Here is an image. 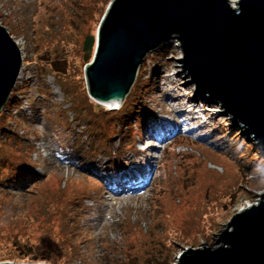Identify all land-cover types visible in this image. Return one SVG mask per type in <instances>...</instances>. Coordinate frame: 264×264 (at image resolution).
Masks as SVG:
<instances>
[{"label":"rangeland","instance_id":"374dc122","mask_svg":"<svg viewBox=\"0 0 264 264\" xmlns=\"http://www.w3.org/2000/svg\"><path fill=\"white\" fill-rule=\"evenodd\" d=\"M112 1L0 0V23L24 58L16 102L0 118V125L5 123L0 128L5 169L0 180V263L174 264L190 247L217 246L216 237L233 213L258 202L251 190L264 192L263 152L242 126L232 123L220 102L192 96L193 84L175 61L180 56L175 42L145 58L121 111L109 113L106 122L98 120L100 107L89 117L91 109L82 99L88 94L84 68L94 52L85 61L83 49L87 36L97 35ZM38 57L60 60L66 74L49 67L46 75L38 74ZM74 96L83 105L73 107ZM128 105L135 111L123 123ZM154 114L163 115L166 125L149 123ZM113 128V136L107 131V139H100L99 132ZM174 130L183 138L161 163ZM11 133L33 151L31 162L21 161L17 169L10 157L18 159L25 150L20 154L8 146ZM190 135L192 140L186 138ZM91 138L101 142L80 157L77 150H87ZM62 142L75 149L79 164L98 169L101 178L95 175L102 182L62 163L57 154ZM113 159L121 164L107 171V161ZM122 164L131 171L138 168L126 180L144 178L141 188L131 189L123 178L109 179L108 173ZM150 174L161 179L149 181ZM23 244L35 254L25 252Z\"/></svg>","mask_w":264,"mask_h":264},{"label":"water","instance_id":"95a60500","mask_svg":"<svg viewBox=\"0 0 264 264\" xmlns=\"http://www.w3.org/2000/svg\"><path fill=\"white\" fill-rule=\"evenodd\" d=\"M113 0L97 35L87 36L84 68L90 98L118 109L145 58L175 42V58L194 96L220 102L232 123L264 154V0ZM24 64L0 23V115ZM251 190V189H250ZM233 213L215 247L188 248L174 264H264V192ZM0 264H49L1 262Z\"/></svg>","mask_w":264,"mask_h":264},{"label":"trees","instance_id":"16d2710c","mask_svg":"<svg viewBox=\"0 0 264 264\" xmlns=\"http://www.w3.org/2000/svg\"><path fill=\"white\" fill-rule=\"evenodd\" d=\"M168 43H172V42H167V43H165L163 46H165V45H167ZM163 46L159 49V50H161V49H163ZM158 50V51H159ZM158 51L157 52H154V53H152L151 54V56H155V54L156 53H158ZM39 58V57H38ZM148 59V58H147ZM38 60V59H37ZM38 63H40V64H38V74H41V75H46L45 73H46V69L49 67V68H51V70L52 71H55V72H58V73H60V74H66V72H65V67H63V63L60 61V60H57V59H51V60H47L46 58H39V60H38ZM145 63H146V60H145ZM137 85V84H136ZM16 88V87H15ZM14 91H15V89H14ZM14 91H13V93H12V95H11V97L9 98V101L7 102V104H6V106H5V108H7V105H9V104H14V102H16V99H15V97H14ZM132 92L133 91H131L130 92V94L128 95V96H131V94H132ZM79 99L80 98H77V96H74V99L72 98V104L74 105L73 107H76V104H78L79 102ZM83 101H84V103L87 105V103H88V105H87V108H89V109H91V114H90V116L89 117H91V118H93V116H95V115H97V108H99L100 107V110H102L103 112V114L101 113H99V115H97V117H98V120H102L103 121V119H104V121L103 122H106V117L107 116H109L110 114L109 113H114V112H116V111H118V110H122V108L125 106V103L127 102L126 100L124 101V104H122V106L120 107V108H118V109H114V111L113 112H108L109 110L107 109V108H105L104 106L102 107L101 105H99V103H97L96 101H94V100H92L89 96H88V94H84V96H83ZM85 99V100H84ZM137 101H139L138 102V104H140L141 103V101L140 100H137ZM79 104H81V105H83L82 103H79ZM130 104V103H129ZM135 105H137V104H135ZM128 107H129V109H128V111H127V114H125V116H124V122L123 123H125L126 122V120L128 119V118H126L127 116H130V119H131V115L133 114V112L135 111L134 110V108H133V106H129L128 105ZM137 107H138V105H137ZM136 109V108H135ZM72 110V109H71ZM125 110V109H124ZM122 111V112H124L125 113V111ZM110 111H112V109L110 110ZM76 112V109L74 108V113ZM83 112H84V110H83ZM121 113V112H120ZM120 113L118 114V115H120ZM93 115V116H92ZM122 115V114H121ZM155 115V116H154ZM154 115H152L151 117H153V118H150L149 116H148V118H149V123H152L153 125H157V126H161V125H166V123H167V121H166V118H164V116L163 115H160V114H154ZM4 113L2 112V114L0 115V118H4ZM60 116H64L63 114H60ZM77 117H76V119L77 120H80L81 121V118L78 116V115H76ZM89 117H87V119L86 120H90L89 119ZM63 118H65V117H63ZM75 119H73V120H71V121H74ZM86 120H84V121H86ZM144 120V119H143ZM0 122H1V120H0ZM87 123H88V121H86ZM102 122V123H103ZM168 126H170V124L168 123L167 124ZM4 126H5V123H4V121L2 122V124L0 125V128H2V130H4ZM108 129V128H107ZM97 130V129H96ZM107 131L109 132L108 133V135H110V136H113L115 133H114V131H115V128H113L112 130H106V133L104 134V135H102L101 133L102 132H99L100 133V135H99V133H97L99 136H100V139L101 138H104L105 140L107 139ZM14 135V134H13ZM12 135V133H11V135H10V139H9V143H8V146L9 147H12L13 149H15V150H17L19 153L21 152V149H24L25 150V153L24 154H21V156H17L18 157V159H13V158H11L10 157V164L12 163V164H14L15 166H14V169H17V168H20V167H22V164H21V161H29V162H31V153L33 152L32 151V149L31 148H28L27 146H24L23 145V142L21 141L22 140V138L21 139H19V138H17L16 136H13ZM192 135H190V136H186V138L187 139H191L192 140V137H191ZM180 137H182L183 138V136H182V134H181V132H179V131H176V130H174L173 131V136H171V139H173L172 141H170L168 144H166L165 145V147H164V150H163V155H162V157H163V159L161 158V163L163 162V161H165L167 158H168V156H169V150H170V148L173 146V145H175L176 143H178L177 141H178V139L180 138ZM103 141V140H102ZM2 142V141H1ZM101 141H99V140H97V141H95L94 142V140H93V138H91L90 140H87V150H84L83 148H82V152H80L79 150H77L78 151V154H79V156L80 157H83V156H86L87 154H88V152L92 149V144H95V143H100ZM60 143V142H59ZM89 144H90V146H89ZM21 147V148H20ZM23 147V148H22ZM72 147H73V144H72ZM129 147V146H128ZM18 148V149H17ZM108 148H109V144H108ZM188 149H189V146L187 147ZM105 149V148H104ZM95 152V151H94ZM169 152V153H168ZM4 153V151H3V148H2V146H0V161H1V154H3ZM75 153H76V151H75V149H73V148H70V146H68V145H66L64 142H62L61 144H59L58 145V148H57V154H58V156H59V158H60V160L62 161V163H65V164H70V165H75V167H78V168H81V170H82V173H87V176L89 175V178H92L95 182H97L98 180H100V176L99 175H101V173L99 172V170L98 169H96V168H93V169H96L97 171H98V176L100 177H97L95 174H92L90 171H87L86 170V166L87 165H89L87 162V164H84V166L82 165V164H79V158L80 157H74V155H75ZM19 154V155H20ZM23 157H24V159H23ZM161 163H159V165L157 164V168H158V170L160 169V167H161ZM107 164H108V166L109 165H111V166H114L115 168L116 167H119V165L121 164V163H119L117 160H115V159H113L112 161H107ZM122 166H124L122 169H119V170H114V171H112V172H115L117 175L116 176H114V175H110L109 176V179L110 180H113L114 178H118L119 179V175H118V172L117 171H120V173L122 174L126 169H127V166L125 165V164H122ZM129 167V166H128ZM97 171H95V173H97ZM2 177H5V169H4V167H3V165H2V163L0 162V180H2ZM114 177V178H113ZM46 178H47V176H46ZM63 178V177H62ZM61 178V179H62ZM104 177H102V179H103ZM60 179V180H61ZM161 179V177H160V175L159 174H157V175H155V177H154V180H153V182L155 183L156 182V180L157 181H159ZM103 181H105L106 182V180L104 179ZM99 182V181H98ZM100 182H102L101 180H100ZM99 182V183H100ZM57 184H59V182H57ZM66 188V187H65ZM54 189V188H53ZM57 189H61L60 188V186L58 185L57 186ZM62 191H66V189H62ZM59 195L61 194H65V193H60V192H57ZM66 196V195H65ZM88 214H89V212H87V216H88ZM117 226H118V224H117ZM17 242H19L18 240H16ZM16 241H14V242H16ZM19 243H21V242H19ZM27 244V243H26ZM23 246V248L24 249H26V246L27 245H22ZM18 247H21V244H18ZM27 248H28V250H25V252H29L30 254H35V251H33L32 252V246H27ZM42 261H46V262H49V263H51V264H56V263H54V262H52V260H47V259H41ZM153 261H151V263H152ZM131 264H135V262H131Z\"/></svg>","mask_w":264,"mask_h":264},{"label":"bare ground","instance_id":"6f19581e","mask_svg":"<svg viewBox=\"0 0 264 264\" xmlns=\"http://www.w3.org/2000/svg\"><path fill=\"white\" fill-rule=\"evenodd\" d=\"M236 1L237 0H231V2L233 3V5H235L236 4ZM146 60V59H145ZM145 60L143 61V63H142V65L143 64H145ZM90 62H92V61H90ZM142 67H140V69H141ZM86 86H87V84H86ZM130 94V93H129ZM128 94V95H129ZM192 96H194V94H192ZM195 97H198V96H195ZM198 98H200V97H198ZM126 100V99H125ZM124 104V103H123ZM104 106H107V105H105L104 104ZM122 106V105H121ZM120 106V107H121ZM119 107V108H120ZM246 135V134H245ZM86 168L87 169H90L91 170V173L92 174H98V171L96 170V169H91L90 167L88 168L87 166H86ZM111 169H114V166H111V165H109V166H107V171H109V170H111ZM95 171H97V173H95ZM118 172V175H119V179L121 178V173H120V171H117ZM108 175H114V176H116L117 174L115 173V172H109L108 173ZM104 178H106L105 176H104ZM140 178H142V177H138V178H136V179H132V180H129V181H127V180H125V179H122V181H125L126 182V184H128V186H130L131 187V189H137V188H141V186H140V183L142 182V180H144V178H142V180H140Z\"/></svg>","mask_w":264,"mask_h":264},{"label":"clouds","instance_id":"9594fccd","mask_svg":"<svg viewBox=\"0 0 264 264\" xmlns=\"http://www.w3.org/2000/svg\"><path fill=\"white\" fill-rule=\"evenodd\" d=\"M160 48H161V47H160ZM160 48H159V49H160ZM156 51H157V50H156ZM23 59H24V58H23Z\"/></svg>","mask_w":264,"mask_h":264}]
</instances>
